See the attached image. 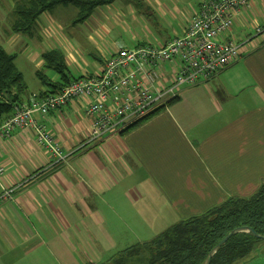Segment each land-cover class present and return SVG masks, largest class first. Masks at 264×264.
<instances>
[{
	"label": "crops",
	"instance_id": "0c3cea01",
	"mask_svg": "<svg viewBox=\"0 0 264 264\" xmlns=\"http://www.w3.org/2000/svg\"><path fill=\"white\" fill-rule=\"evenodd\" d=\"M133 1L115 0L96 10L116 4L134 11L140 5L141 12L143 1ZM155 4L159 0L149 9ZM49 11L38 18V30L43 23L51 28ZM109 17L114 14L101 12L94 19ZM234 25L255 29L263 44L237 37ZM231 33L250 41L237 62L183 88L176 101L125 134L88 143L94 117L87 113L90 98L81 97L46 118L35 116L63 158L45 150L31 127L0 140V264H105L181 221L255 194L264 183V1L241 10ZM46 37L50 43L25 59L40 69L43 53L60 50L72 74L77 60L67 41L53 33ZM118 50L94 73L73 66L81 70L75 78L100 74ZM48 78L55 83L58 75ZM47 90L43 85L39 92ZM36 96L29 93L24 104ZM262 252L241 264H264Z\"/></svg>",
	"mask_w": 264,
	"mask_h": 264
},
{
	"label": "built area",
	"instance_id": "2783aa9c",
	"mask_svg": "<svg viewBox=\"0 0 264 264\" xmlns=\"http://www.w3.org/2000/svg\"><path fill=\"white\" fill-rule=\"evenodd\" d=\"M259 1L264 0H200L182 36L165 44L121 48L100 74L73 81L59 94L17 106L0 125V140L31 127L45 150L63 158L60 145L35 116L46 118L81 97L90 98L87 113L94 117L88 143L125 132L167 108L183 88L202 84L237 62L250 41L231 33L234 19ZM261 33L258 29L257 36Z\"/></svg>",
	"mask_w": 264,
	"mask_h": 264
},
{
	"label": "trees",
	"instance_id": "16d2710c",
	"mask_svg": "<svg viewBox=\"0 0 264 264\" xmlns=\"http://www.w3.org/2000/svg\"><path fill=\"white\" fill-rule=\"evenodd\" d=\"M114 1L22 0L16 5L21 19L13 28L17 33H29L43 13L58 5L75 6L79 10L78 20L84 22L97 8L110 5ZM137 7L142 9L140 5ZM42 58L45 68L58 75V80L54 83L37 73L43 85L49 90L39 92L35 100L59 94L73 81L78 80L72 76L65 55L60 50L45 52ZM15 61L16 55L0 46V125L14 115L17 106L24 104L27 95L28 87ZM160 112L137 122L122 133L129 132ZM231 232L235 234L222 247L217 248ZM262 238H264V183L252 196L231 198L200 216L181 221L152 241L115 254L105 264H208L209 260L210 264H241L253 256L252 253L258 243L264 244Z\"/></svg>",
	"mask_w": 264,
	"mask_h": 264
},
{
	"label": "rangeland",
	"instance_id": "374dc122",
	"mask_svg": "<svg viewBox=\"0 0 264 264\" xmlns=\"http://www.w3.org/2000/svg\"><path fill=\"white\" fill-rule=\"evenodd\" d=\"M20 1L22 0H0V46L5 50L10 46L12 49L10 53L17 57L15 65L23 74L28 87L26 99L29 93L35 95L42 89L43 83L37 72L47 79L55 75L45 66L39 69L37 63L25 59L28 54L41 51L43 46L50 43L47 37L45 38L46 35L53 33L63 42L66 40L67 46L73 51V56L77 60L73 66L79 67L81 64L82 70L94 73L93 67H101L104 59L118 50V47L132 49L142 43L156 45L159 41H166L180 34L185 24L192 19L200 0H159L160 5L152 6L153 11L148 5L154 0H142L144 7L141 12H138L140 9L136 5L134 11L131 8L122 11L115 4L108 6L110 8L96 10L94 15L84 22L78 20L79 10L75 6L58 5L47 12L48 17H45L51 22V28L43 23L44 29L38 30L39 24H37L29 30V33L17 34L13 26L21 19L16 9ZM119 1L123 5H133L131 3L133 0ZM101 12L107 16L114 14V17H109L107 22L104 19L101 21L94 19ZM234 29L237 37L255 39L260 45L263 44L258 37H255L256 31L250 26L235 27L234 25ZM16 36L19 38L18 41L14 40ZM261 39L263 40V36ZM73 66L72 75L78 77L81 70L75 71ZM260 251H264L263 243L256 245L252 255Z\"/></svg>",
	"mask_w": 264,
	"mask_h": 264
},
{
	"label": "water",
	"instance_id": "95a60500",
	"mask_svg": "<svg viewBox=\"0 0 264 264\" xmlns=\"http://www.w3.org/2000/svg\"><path fill=\"white\" fill-rule=\"evenodd\" d=\"M235 234V232H231L227 237H225L219 244H218V246H217V248H220V247H222L229 239H230V237L231 236H233ZM255 236H257V235H255ZM262 239H264V238H262ZM216 248V249H217ZM211 257H212V255L210 256V259H211ZM208 264H210V260H209V262H208Z\"/></svg>",
	"mask_w": 264,
	"mask_h": 264
}]
</instances>
